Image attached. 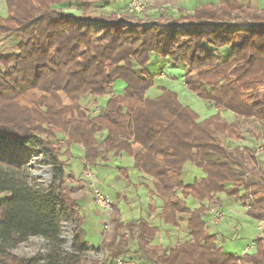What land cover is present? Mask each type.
I'll return each mask as SVG.
<instances>
[{
    "label": "trees",
    "instance_id": "1",
    "mask_svg": "<svg viewBox=\"0 0 264 264\" xmlns=\"http://www.w3.org/2000/svg\"><path fill=\"white\" fill-rule=\"evenodd\" d=\"M95 1L5 0L8 14L0 17V33L16 36L17 43L12 52L0 53V264H97L87 256L90 244L82 231L85 216L76 193L84 187L70 185L73 174L65 169L73 145L83 146L85 170L110 154L132 156L135 168L153 181L150 193L162 202L163 223L179 226L188 216L190 239L162 249L153 245L158 226L145 217L122 222L112 202V231L100 242L103 264L125 257L132 241L151 264H264V236L253 252L224 251L208 231L204 203H217L224 193L243 200L250 205L247 214L264 221L258 149L226 142H241L245 124L264 142V7L254 8L252 0H219L184 11L181 17L189 23L147 24L99 19L90 13ZM73 6L81 13H69ZM205 22L214 24L211 30ZM153 53L182 66L187 88L217 112L201 120L166 87L152 97L155 81L147 65ZM116 83L124 86L122 94L112 91ZM87 97L106 101L89 114L81 104ZM221 111L236 119L229 122ZM33 143L51 167L46 187L29 180L17 152ZM187 164L203 176L186 183ZM188 198L201 204L191 208ZM64 220L75 222L69 251ZM31 237L47 241L44 254L10 251Z\"/></svg>",
    "mask_w": 264,
    "mask_h": 264
},
{
    "label": "rangeland",
    "instance_id": "2",
    "mask_svg": "<svg viewBox=\"0 0 264 264\" xmlns=\"http://www.w3.org/2000/svg\"><path fill=\"white\" fill-rule=\"evenodd\" d=\"M130 1L131 0H96L91 5L90 13L99 19L105 18L111 21L114 19H126L127 21H140L147 24L154 21H160L161 23L175 22L177 24H181L182 22L186 24L190 21L181 17L184 11L192 13L194 7L198 4L211 2L217 4L219 2V0H146L147 5L144 12L141 15H136L127 11ZM240 3L247 5V0H240ZM252 5L256 9H262L264 0H252ZM68 12L71 14L81 13L78 12V6H73ZM7 14V4L5 0H0V17H5ZM232 24L236 25L235 22ZM202 25L205 26L206 30H211L210 28H212L214 24L212 22H205ZM238 25L240 26L239 28L246 26L239 23ZM16 43V36L7 37V35L0 33V53L6 54L12 52L15 49ZM223 51L221 52L222 55L225 53V51ZM147 70L154 76L155 81L154 86L149 92L152 97L157 96L162 87H166L175 91L181 102L193 109L201 120L215 114L216 108L214 106L210 105L205 99L195 95L187 88L185 84V72L182 66L175 67L171 58L163 59L156 53H153L147 65ZM123 87L122 84L116 83L112 91L122 94ZM105 101V97H87L81 101V104L87 113L96 114L99 108L105 104ZM251 127L252 124H245L243 126V140L240 143L242 147L249 146L258 149V144L264 146V142L257 139L256 133ZM17 148L18 154L22 155L26 162L25 172L29 175V180L39 186H48L52 180L51 167L40 147L37 146L36 143H33L31 147L18 146ZM72 148L74 156L69 158L65 169L67 175L73 174L74 180L70 181V185L74 187H84L83 192H77L76 195H80L81 197L80 212L85 216L82 231L85 235V239L90 244L87 256L92 260H96L97 264H103L105 253L100 247V242L105 236H109L112 231V225L109 223L110 227L108 229L105 228L110 216L97 205L95 201V190L98 188L109 200L117 203L120 209V220L124 223L136 221L139 216L149 218L151 215L150 212L152 211L148 204L156 208L160 206L162 202L157 198L146 195V189L139 187L145 184V181L134 177L136 171L132 168L131 178H126L125 175L127 174V170H123V167L118 166L123 164V162L126 166H130L131 163L127 160L128 158L120 160L121 155L115 156L110 154L108 161L99 159L97 165L90 166L89 169L85 170L82 161L83 149L77 145L72 146ZM259 152L258 150V153ZM262 152L263 153L259 155L260 158L264 156V151ZM65 159H68V157H65ZM261 164L264 174V163L261 162ZM190 166L194 170L195 166L192 164ZM186 175H191L189 179L187 178V180H189L187 182L191 183L194 182L195 178H201L203 174L198 169L190 174L188 168L186 170ZM150 181L151 180H149V182ZM148 185L152 186L151 182ZM117 195L119 196L117 197ZM218 198L219 201L217 204L225 211L226 218L221 223L214 224L211 221L212 217L207 213L206 221L208 231L217 235V243L219 246L223 247L224 251L241 255L247 251L248 246L253 240L255 241L259 236H264V221L260 222L250 217L247 214V208L244 206L243 200L234 196H228L224 193L219 194ZM212 202L214 201L209 203L207 201L206 204ZM193 203L191 198L188 202L189 207L192 208L194 206ZM155 212L157 214L159 210ZM187 217V215H183V219L179 226L175 227L166 226V224L161 223L157 215L156 217H152L150 219L151 222L156 224L160 229L153 245L159 246L162 249H169L175 247L182 241L190 239ZM74 231L75 222L72 220H64L62 222V238L65 241L64 247L67 251L71 249ZM47 247L48 244L44 238L31 237L28 241L11 248L10 251L19 256H33L44 254L47 251ZM129 249V253L122 258V264H151L140 257L137 252L138 247L136 241L130 243ZM254 250L255 249H252L251 252Z\"/></svg>",
    "mask_w": 264,
    "mask_h": 264
},
{
    "label": "built area",
    "instance_id": "3",
    "mask_svg": "<svg viewBox=\"0 0 264 264\" xmlns=\"http://www.w3.org/2000/svg\"><path fill=\"white\" fill-rule=\"evenodd\" d=\"M146 5H147L146 0H131L127 11L131 14L134 13L136 15H141L145 10ZM117 20H121V19H117ZM206 23H209V22H206ZM245 27L246 26H244L243 28ZM258 150L260 152L264 151V146L262 144H258ZM95 201L97 205L100 207V209L108 213V216L111 215L112 210H113L112 201L109 200V198L98 188L95 190ZM208 206H209L208 214H210V216L212 217L211 221L214 224H219L225 220L226 213L223 209L220 208V206L216 202H212ZM246 208L247 209L250 208V205L247 206ZM109 223L110 222L108 220L105 225V228L108 229L110 227ZM256 246H257V241L253 240L252 243L248 246L246 252H251L252 249H256ZM122 263H123L122 258H118L115 264H122Z\"/></svg>",
    "mask_w": 264,
    "mask_h": 264
},
{
    "label": "crops",
    "instance_id": "4",
    "mask_svg": "<svg viewBox=\"0 0 264 264\" xmlns=\"http://www.w3.org/2000/svg\"><path fill=\"white\" fill-rule=\"evenodd\" d=\"M211 3H214V2H211ZM219 3V2H218ZM214 4H216V3H214ZM254 4V3H253ZM253 6V5H252ZM254 7V6H253ZM264 7V6H263ZM262 7V8H263ZM261 9V8H260ZM150 92V91H149ZM216 108V107H215ZM217 108H216V112H217ZM223 112H225V113H223ZM221 113H223L222 115L229 121V122H233L235 119H236V115L233 113V112H230V111H221ZM226 142H227V145H229L230 147H235V146H237V145H239L240 144V141L239 140H237V139H234V138H226ZM74 146V145H73ZM77 146H79V147H81L82 149H83V146H81V145H77ZM72 152H73V148H72ZM260 153H263V152H259L258 153V158H259V160H260V162H263L264 163V161H261V160H264L263 158H264V156L263 157H261L260 158ZM83 155H84V150H83ZM73 156H74V152H73ZM72 156V157H73ZM127 156V157H126ZM71 157V158H72ZM124 158H128L127 160L131 163V165L129 166V165H125L124 164V162H123V164H121V165H119L118 167H123V170H127V174L125 175L126 176V178H131L130 176H131V174H132V172H131V168L133 169V170H135L136 171V175L134 176V177H136V178H140V179H143L145 182V184H142L141 186H139V187H143V188H145L146 189V195H148V196H152L151 195V193H150V191H151V189H152V187L153 186H150V185H148L150 182H151V185H153V181H152V179H151V177H149V176H147V175H144L142 172H140L137 168H135V166H134V158L132 157V156H130V155H127V154H122L121 156H120V160H124ZM82 161H83V159H82ZM122 163V162H121ZM191 164H187L186 165V167H185V173H184V177H183V179H184V181L186 182V183H188L187 181H189V180H187V178L189 179V177L191 176V175H186V170L189 168V170H190V174H192V173H194V171L195 170H197V168L196 167H194V170H193V168L190 166ZM83 166H84V164H83ZM203 174V173H202ZM203 176V175H202ZM149 180H151L150 182H149ZM152 197H154V196H152ZM154 198H156V197H154ZM191 198H188L187 199V203L189 202V200H190ZM192 201L194 202L193 204H194V206L192 207V208H195V207H198L200 204H201V202H198V201H196V200H193L192 199ZM206 202L207 201H205L204 203L206 204ZM147 204V203H146ZM208 204V203H207ZM148 206H149V208H150V205L148 204ZM146 207H147V205H146ZM156 210H159V212H160V206H157L156 207ZM155 210V211H156ZM155 211H152V212H150L151 213V215H150V217L149 218H146L152 225H155L156 226V224H154L153 222H151V218L152 217H156V215L158 216V218H160L159 216V212H157V214H156V212ZM140 217H143V216H139V218ZM138 218V219H139ZM160 220H161V223H163V221H162V219L160 218ZM257 221H259V220H257ZM261 222V221H260ZM263 222V221H262ZM166 226H169V225H166ZM208 228V227H207Z\"/></svg>",
    "mask_w": 264,
    "mask_h": 264
}]
</instances>
